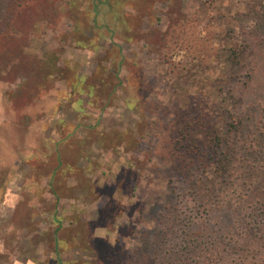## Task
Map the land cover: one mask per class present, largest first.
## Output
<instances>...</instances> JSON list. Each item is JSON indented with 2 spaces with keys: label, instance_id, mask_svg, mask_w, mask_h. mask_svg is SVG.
I'll return each mask as SVG.
<instances>
[{
  "label": "rangeland",
  "instance_id": "rangeland-1",
  "mask_svg": "<svg viewBox=\"0 0 264 264\" xmlns=\"http://www.w3.org/2000/svg\"><path fill=\"white\" fill-rule=\"evenodd\" d=\"M164 1L151 0L148 15H140L139 37L122 44L127 63L122 73L127 80L97 127L105 132V150L92 144L87 148L94 150L89 169L73 152L77 172L70 182L85 184L87 180L112 188L116 178L120 180L125 193L118 189L112 197L125 207L140 206L117 222L134 227L127 231L131 235L106 234L111 241L118 238L127 255L136 254L142 264H235L240 246H247L255 232L244 220L248 204H255L243 203L246 192L253 188L258 195L264 194V40L260 42L261 35H247L252 23L245 17L247 5L257 0H216L211 6L187 1L182 4L184 15L174 25ZM19 2L12 20L19 28L9 30L0 41V174L9 181L0 194V264H43L44 254L35 263L23 257L31 248L29 239L48 228L46 214L41 213L52 206L46 178L34 182L16 169H22L20 158L31 153L41 137L57 139L58 133L48 123L52 114L66 117L67 112L53 110L64 83L54 78L42 92L28 59L41 58L45 50L63 49L57 53L60 68L67 64L90 75L98 53L78 49L69 39L62 45L67 31L64 0ZM54 10L55 24L49 20ZM35 21L36 34L29 29ZM242 45L249 46L247 59L261 70L251 73L248 65L235 69L229 85L230 69L223 63L230 55L226 48ZM19 51L26 55V62L16 59ZM225 91L232 93L233 100ZM206 98L211 103H205ZM223 106L229 107L231 116L247 119L241 136L224 148L219 163L211 165L204 147L188 153L173 144L176 121L184 124L195 116L199 125L205 112L218 113L209 123L222 130L225 120L218 108ZM29 116L32 122L26 127ZM192 136L202 141L199 126ZM78 137L84 139L85 131L80 129ZM223 180L225 184L220 185ZM105 201L102 197L101 203ZM59 208L68 211L69 202L62 201ZM77 256H81L77 249L63 255L66 259Z\"/></svg>",
  "mask_w": 264,
  "mask_h": 264
},
{
  "label": "trees",
  "instance_id": "trees-1",
  "mask_svg": "<svg viewBox=\"0 0 264 264\" xmlns=\"http://www.w3.org/2000/svg\"><path fill=\"white\" fill-rule=\"evenodd\" d=\"M187 1H196L205 6H211L216 2V0H165L168 19L172 20L173 25L179 22L177 17L184 15L181 11L182 4ZM64 5L63 16L67 21V31L61 37L62 45H65L64 43L69 39L76 48L93 51L98 53V56L90 75L79 73L67 64L60 68L57 53L63 52V49L45 50L41 58L28 59L39 79L36 83L37 88L42 92L47 91L50 80L52 82L54 78L64 83L65 89L58 91L57 103L53 110L59 109L67 114L66 117L55 118L53 114L51 115L52 122L48 124L58 133L57 139L41 137L36 148L20 158L22 169H16L24 174V179L29 178L38 182L46 178V188L52 201L51 208L41 212L46 214L45 222L48 228L29 239L31 248L24 253L23 260L35 263L39 260V254H44L43 264H142L138 260L139 257H136V250H134L135 255H127L119 239L111 241L110 234H106L116 233L119 236L124 234L123 236L126 237L131 235L130 231H127L133 230L134 227L120 225L117 222L128 211L138 210L140 206L134 203L125 207L112 197L118 189L125 193L124 187L119 185L120 180L116 178L112 188H109L87 180L88 184L70 182V178L75 171L77 172L73 152L86 161L87 167L84 168L89 169L93 163L91 157L94 150L87 148L92 144L93 148L97 146L102 151L105 150L106 139L103 138L105 132H99L97 127L100 126L104 110L111 107L127 80L122 73L127 64L122 52V44H129L139 37L143 24L140 15H148L151 10V0H64ZM16 7H20L19 0H0V41L7 38L9 30L19 28L12 21L17 14ZM57 15V10H54L50 15L51 18L49 17L51 23L55 24ZM245 17L252 23V29L247 35L249 33L251 36L261 35L260 42L264 40L262 37L264 36V0L249 3ZM29 29L34 34L38 33L37 21L31 24ZM162 40L164 38L161 35L160 41ZM226 49L230 51V55L223 63L230 69L226 79L229 85L235 75V69L248 65L250 66L248 71L251 73L261 70L252 59H247L249 46H231ZM24 56L26 55L19 51L16 59L20 57L22 62H26ZM23 72L27 75L26 70ZM23 72H20V75H23ZM138 76H135L137 80ZM137 90L140 91V87H137ZM223 94L231 99L230 91H225ZM205 101L211 103L207 98ZM218 110L225 120L222 130L216 129L209 123L211 118L218 116V113L214 115L205 112L200 116L199 125H197L199 119L197 120L195 116L190 117L184 124L179 120L176 121L173 133L175 132L177 137L173 144L180 145L188 153L197 152L204 147L211 165L219 163L224 148L233 146V138L241 136L247 118L231 116L229 107L227 109L223 106ZM227 118L229 120H226ZM87 119H93L95 122L89 123ZM31 122L32 118L27 117L25 126L28 127ZM198 126L201 128L202 141L192 136ZM80 129L85 131L84 139L78 137ZM113 134L121 137L119 131H113ZM88 138L90 140L86 141ZM120 139L116 141L117 144ZM114 146L112 149L116 151L117 147ZM244 173L247 175L250 172L246 169ZM8 182L6 175L4 177V173L0 174L1 195ZM219 184L223 185L225 181ZM252 190L246 192L247 197L243 203L255 201V204H248V210L244 212L246 213L244 220L255 232L249 236L247 246H240L235 264H264V194L258 195L255 189ZM102 197L107 198V201L101 203ZM62 201L69 202L68 211L59 208ZM91 206H94V213L90 219H87ZM123 230L125 233H122ZM101 231H105V234L100 235ZM41 243L43 245L38 248V244ZM69 249H77L81 256L74 259L64 258L63 255ZM39 250H42V253Z\"/></svg>",
  "mask_w": 264,
  "mask_h": 264
}]
</instances>
